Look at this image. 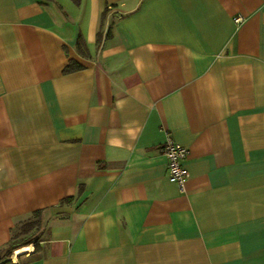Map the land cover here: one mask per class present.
<instances>
[{
    "label": "crops",
    "instance_id": "0c3cea01",
    "mask_svg": "<svg viewBox=\"0 0 264 264\" xmlns=\"http://www.w3.org/2000/svg\"><path fill=\"white\" fill-rule=\"evenodd\" d=\"M0 264H264V0H0Z\"/></svg>",
    "mask_w": 264,
    "mask_h": 264
},
{
    "label": "built area",
    "instance_id": "2783aa9c",
    "mask_svg": "<svg viewBox=\"0 0 264 264\" xmlns=\"http://www.w3.org/2000/svg\"><path fill=\"white\" fill-rule=\"evenodd\" d=\"M240 18L236 20L237 23ZM161 151L168 160L169 179L175 183L180 192H185V182L188 179L189 173L184 164L189 156V150L180 144L176 143L169 135L161 146Z\"/></svg>",
    "mask_w": 264,
    "mask_h": 264
},
{
    "label": "rangeland",
    "instance_id": "374dc122",
    "mask_svg": "<svg viewBox=\"0 0 264 264\" xmlns=\"http://www.w3.org/2000/svg\"><path fill=\"white\" fill-rule=\"evenodd\" d=\"M30 225L33 227L27 232L25 230L30 228ZM42 225L39 217H32L25 225L18 226L14 232V243L20 244L27 241H38L42 236Z\"/></svg>",
    "mask_w": 264,
    "mask_h": 264
},
{
    "label": "trees",
    "instance_id": "16d2710c",
    "mask_svg": "<svg viewBox=\"0 0 264 264\" xmlns=\"http://www.w3.org/2000/svg\"><path fill=\"white\" fill-rule=\"evenodd\" d=\"M101 40V34H98V42H100ZM78 51L81 55L86 56L88 54V48H87V44L85 43V41L80 38L79 42H78ZM83 66L80 65L79 63L75 62V61H70L69 64L67 65V67L64 70L65 74H70L79 70H82ZM40 212H36L33 214L34 217H40ZM33 227V225H30V228L25 230L24 233H27L31 228ZM32 242H24V243H20V244H15L14 240H12V242L9 244L8 248L6 249V253H12V251L19 249L20 247H25L28 245H31Z\"/></svg>",
    "mask_w": 264,
    "mask_h": 264
},
{
    "label": "bare ground",
    "instance_id": "6f19581e",
    "mask_svg": "<svg viewBox=\"0 0 264 264\" xmlns=\"http://www.w3.org/2000/svg\"><path fill=\"white\" fill-rule=\"evenodd\" d=\"M20 252H17V254H19Z\"/></svg>",
    "mask_w": 264,
    "mask_h": 264
}]
</instances>
